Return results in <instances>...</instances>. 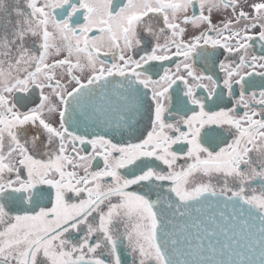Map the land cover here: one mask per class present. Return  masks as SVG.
I'll return each instance as SVG.
<instances>
[{"label":"snow or ice","instance_id":"1","mask_svg":"<svg viewBox=\"0 0 264 264\" xmlns=\"http://www.w3.org/2000/svg\"><path fill=\"white\" fill-rule=\"evenodd\" d=\"M0 264H264V0H0Z\"/></svg>","mask_w":264,"mask_h":264}]
</instances>
